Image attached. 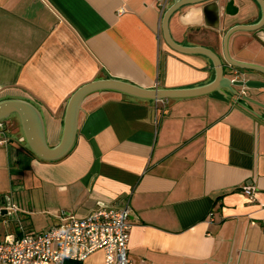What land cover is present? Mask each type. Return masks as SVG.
Here are the masks:
<instances>
[{
    "label": "crops",
    "instance_id": "0c3cea01",
    "mask_svg": "<svg viewBox=\"0 0 264 264\" xmlns=\"http://www.w3.org/2000/svg\"><path fill=\"white\" fill-rule=\"evenodd\" d=\"M178 1L162 10L157 0H0V101L33 104L55 147L70 97L89 82H211L208 56L179 52L164 36V15ZM182 1L193 2L169 19L175 42L211 49L231 78L227 56L264 68V33L235 32L224 44L231 27L260 17L255 0ZM246 94L264 102V89ZM4 121L12 124L0 142V240L129 201L132 264H264V121L228 96L152 101L94 92L83 100L71 150L56 160L36 155L17 113ZM79 264H104V252Z\"/></svg>",
    "mask_w": 264,
    "mask_h": 264
},
{
    "label": "water",
    "instance_id": "95a60500",
    "mask_svg": "<svg viewBox=\"0 0 264 264\" xmlns=\"http://www.w3.org/2000/svg\"><path fill=\"white\" fill-rule=\"evenodd\" d=\"M261 8V20L252 24H237L231 27L225 34L224 44H228L229 37L235 32L253 31L259 29L264 23V0H255ZM193 1L179 0L172 5L165 13L163 18V31L168 44L175 50L183 53H200L208 56L214 66L215 78L200 86L189 88H144L127 81L114 78L99 79L89 82L77 89L70 97L65 111L64 130L59 144L55 147H49L42 133V121L39 110L31 103L25 100L9 99L0 101V122L6 120L11 114L17 113L22 123L25 138L29 146L34 150L37 156L45 160H56L65 156L72 148L78 126L79 112L82 109L83 100L94 92L114 91L130 97L158 101L163 99L188 98L201 95L220 92L233 101L248 113L264 121V115L258 112L255 107L264 110V102L246 94L248 89H264V80L257 78L233 79L231 74L226 73L221 58L211 49L204 47H189L175 42L169 32V19L178 11L182 5ZM233 0H226L230 5ZM231 67H239L244 71H258L264 74V68L246 62L232 60L227 56Z\"/></svg>",
    "mask_w": 264,
    "mask_h": 264
},
{
    "label": "built area",
    "instance_id": "2783aa9c",
    "mask_svg": "<svg viewBox=\"0 0 264 264\" xmlns=\"http://www.w3.org/2000/svg\"><path fill=\"white\" fill-rule=\"evenodd\" d=\"M164 10L168 0H157ZM233 79L242 77L236 71ZM4 121L0 122V142H7ZM251 195V186L243 187ZM16 211L15 206L10 207ZM132 209L127 201L121 207H102L84 217L69 215L46 231L8 235L0 240V264H65L84 261L97 250L104 252V264H132L129 240Z\"/></svg>",
    "mask_w": 264,
    "mask_h": 264
},
{
    "label": "flooded vegetation",
    "instance_id": "af4514ba",
    "mask_svg": "<svg viewBox=\"0 0 264 264\" xmlns=\"http://www.w3.org/2000/svg\"><path fill=\"white\" fill-rule=\"evenodd\" d=\"M258 7H259V5H258ZM259 8H260V7H259ZM259 12H260V17L257 18L256 21L253 22V23H258V22L261 20V14H262V12H261V8H260ZM251 24H252V23H251ZM251 32L253 33L254 36H258L259 34L264 33V23L260 26L259 29L253 30V31H251ZM235 71H236L239 75L241 74L240 77H242V75H243V73H244V72H243L244 70L240 69L239 67H235Z\"/></svg>",
    "mask_w": 264,
    "mask_h": 264
},
{
    "label": "rangeland",
    "instance_id": "374dc122",
    "mask_svg": "<svg viewBox=\"0 0 264 264\" xmlns=\"http://www.w3.org/2000/svg\"><path fill=\"white\" fill-rule=\"evenodd\" d=\"M8 122H9V123H7L6 121H4V123H5V127L7 126V124L11 126L12 122H11V121H8Z\"/></svg>",
    "mask_w": 264,
    "mask_h": 264
},
{
    "label": "trees",
    "instance_id": "16d2710c",
    "mask_svg": "<svg viewBox=\"0 0 264 264\" xmlns=\"http://www.w3.org/2000/svg\"><path fill=\"white\" fill-rule=\"evenodd\" d=\"M75 264H79V262H75Z\"/></svg>",
    "mask_w": 264,
    "mask_h": 264
}]
</instances>
